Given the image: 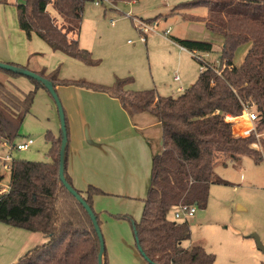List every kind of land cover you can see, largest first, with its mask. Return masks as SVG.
<instances>
[{
	"label": "trees",
	"instance_id": "1",
	"mask_svg": "<svg viewBox=\"0 0 264 264\" xmlns=\"http://www.w3.org/2000/svg\"><path fill=\"white\" fill-rule=\"evenodd\" d=\"M96 1L116 7L119 3L140 0H19L18 3L17 0H0V3L15 4L19 28L27 37L35 34L52 52L94 67L98 63L91 53L81 49L78 40L69 36L78 37L84 7ZM199 10H204L205 15H198ZM172 16L202 22L207 32L222 39L220 65L214 67L198 56V53L211 52L212 43L168 37L190 53L202 68L195 83L177 97H160L154 90L127 89L131 78L117 79L111 87H105L60 80L57 71L46 73L43 70L36 74L50 81L54 88L73 86L106 93L116 99L129 116L146 113L158 120L162 150L152 159L141 218L138 222L128 215L114 218L130 223L135 246L146 264H213L214 256L203 248L183 246L190 239V229L187 221H174L172 213L179 204L206 208L210 185L226 184L215 178L214 169L220 156L230 160L250 157L256 163L262 159L257 150L248 146L255 140L254 134L248 138L234 137L232 121L229 118V122L228 117L238 118L244 108H249L258 118L256 132H264V0H192L177 4L166 15L159 14L144 21L150 24ZM244 45H250V48L243 62L234 66L235 53ZM0 72L11 78L20 76ZM29 80L34 89L27 93L0 80V146L15 142L37 90L47 91L40 83ZM65 126L64 177L72 186L67 173L66 118ZM57 137L51 132L45 135L50 144L48 161L12 159L9 163L8 191L0 195V222L30 233H40L46 239L15 264H98L99 241L92 222L59 181L61 131ZM76 192L92 209L100 227L92 198L104 193L94 187H88L85 196ZM102 261L108 264L105 248Z\"/></svg>",
	"mask_w": 264,
	"mask_h": 264
},
{
	"label": "rangeland",
	"instance_id": "2",
	"mask_svg": "<svg viewBox=\"0 0 264 264\" xmlns=\"http://www.w3.org/2000/svg\"><path fill=\"white\" fill-rule=\"evenodd\" d=\"M189 1L192 0H140L134 4L119 3L116 7L110 6L106 2L99 6L94 3H87L84 7L80 36L82 35V43L92 45L93 52L88 49L84 50L91 53L92 59L97 61L98 65L89 67L70 60L64 64H58L54 71H57L60 80L66 79L72 82H86L100 86L105 85L97 84L92 80L99 79L95 77L103 76L109 82L105 87H111L117 79L131 78L132 82L128 86L132 91L154 90L161 97H176L179 94L177 91L180 87L186 89L195 83L199 75L200 65L189 53L182 52L175 45L167 42V37L163 33L170 29V35L173 37L180 39H194L197 37L195 40L212 43L211 52L198 53V56L201 57V61L214 67L220 65L218 48L222 44L221 37L209 33L205 29L196 31L201 35L195 36L196 33L193 32L195 31L193 27L199 26L201 28L202 22L191 24L192 21H184L179 16H172L167 19L168 21L161 19L160 24L159 19L150 22V25L157 23L155 26L156 32L147 34L145 44L140 41V33L132 18H140L142 21L148 18L153 19L158 14L169 13L177 4ZM18 2L19 0H17ZM0 11L9 17L16 13L18 23L14 3H0ZM49 11L56 20L60 21V18L51 11V8H49ZM204 12V10H199L198 15L203 16L205 15ZM110 20L114 22L113 25ZM3 22L6 23L7 21ZM0 32V39L7 41V36L3 35L2 29H0ZM71 37L74 38V34H71ZM24 38L27 42L30 40L26 34ZM245 47L246 45L240 47L235 53L234 60L236 64L240 63L239 58ZM247 47H250V45H247ZM28 60L26 59L24 66H20L27 67L29 65L30 68L27 67V69L30 70L34 60L33 57ZM176 77L178 80L175 81ZM0 80L7 83V85L12 84L23 93L34 89L31 81L23 76L11 78L0 72ZM56 93L62 108L66 107L68 104L67 94L70 96V91L57 90ZM250 112L255 114L252 110ZM144 118L152 120L150 116ZM133 120L136 123L146 121L145 119L140 121L136 117ZM241 120H243V129L249 127L246 117L241 118ZM231 123L233 136L242 138L240 130L239 132L234 131L235 125L241 122L233 120ZM47 132H51L54 137H59V116L54 100L47 91L39 89L34 96L29 114L25 116L22 122L19 137L13 145L25 142L28 139H32L34 143L24 152L12 150L10 152L11 159L33 162L48 161L47 154L50 144L45 140ZM137 133L140 135L139 132ZM151 133L154 138L157 137L154 131ZM253 134L254 138L257 135L261 138L259 140L261 146L257 150L262 157L261 161L256 163L250 157L230 160L225 156H220L214 169L215 178L226 182V184H211L206 208L203 210L196 208L194 216L187 220L190 239L184 242L183 246L188 248L187 246L192 242V245H194L192 247L203 248L208 254L214 256L215 261L213 264H264V251L258 248V243L264 248V132H256L254 124ZM158 137L161 141L160 133H158ZM125 140L121 143V146L128 150L131 155L126 153L123 158H125L127 166L133 164L126 169L127 176L131 178L133 175H139L141 179H145L151 171V165L150 163H143L138 139L126 138ZM256 141L255 138L253 142H249V148ZM160 147H162L161 143ZM8 154V148L2 144L0 146V195L8 191L10 173L9 170L3 168V158ZM149 178L150 176L148 180ZM112 198L111 201L105 198L103 205H107L106 209L111 208L113 201H116V197ZM123 204H126L125 211H128V216L138 222L142 214V212L141 214L139 212L141 201L135 199L126 201ZM108 211L116 213L118 210L113 208V211H110V209ZM114 216L117 215H109L107 217L110 219L107 223L108 226L106 227L103 224L101 227L106 255L110 250V242L113 239L112 234H117L120 231L119 229L132 244L134 243L133 247L138 252L130 223L127 220H117ZM118 223H121L122 227ZM12 232H19L20 235H14ZM23 234H27V231L0 222V264H15L14 261L19 260L30 249L46 242L43 235L32 234V240L30 239L29 242L23 245ZM33 237L39 239L35 241ZM20 247H22L21 250Z\"/></svg>",
	"mask_w": 264,
	"mask_h": 264
},
{
	"label": "crops",
	"instance_id": "3",
	"mask_svg": "<svg viewBox=\"0 0 264 264\" xmlns=\"http://www.w3.org/2000/svg\"><path fill=\"white\" fill-rule=\"evenodd\" d=\"M132 4H134V2ZM167 13L168 12L163 13L162 15H166ZM4 15L5 13L0 11V29L3 30V35L7 36V41L0 39V61H2V63L7 62V64L14 63L16 65L19 64V66H24L26 64V59L30 60L33 57L34 61L32 69L29 71L38 73L45 70L46 73H51L58 64H64L65 62L72 60L61 53L52 52L51 49L35 34H31L30 40L27 42L24 38V32L20 30L19 24L16 21V13H14L12 17ZM161 19L168 21V18H160L159 24L162 21ZM3 21L7 22L4 23ZM190 23L193 24L199 22ZM201 24V28H199V26H192L193 30H195L193 32L196 33L195 36L201 35L196 31L205 29L204 24ZM80 32L81 25L78 37L74 36V38H72L71 35L69 37L71 39H77L82 49H88L93 52L92 45L82 43V35L80 36ZM170 36L171 35L168 37ZM168 37L167 42L175 45L180 51L188 53L178 45L176 46V44L171 42ZM194 39H197V37ZM249 48L250 47H247L246 45L240 55V63L236 64L234 60V66H239L243 62ZM218 50L220 52L221 46ZM27 67L30 68L29 65H27ZM63 77L66 78L65 76ZM95 78H99L97 80H92L93 82H97V84L107 86V83H109L103 76ZM129 87L130 86H127L126 88L130 89ZM55 89L56 91H70V96L67 94L68 104L63 108L68 125L67 173L72 186L75 190L81 192L82 196H85L88 187H94L106 195H103V197L95 196L92 198V207L94 212L98 214L100 230L103 224H105L106 227L108 226L107 223L110 219L107 217L109 215H128V211H125L126 204H123L126 203V201H132L135 199L141 201L139 210L141 214L143 210V200L146 197L149 187L150 178L148 180V177L150 176L151 171H149L145 179H141L139 175H133V177L129 178L126 174V169L133 164L127 166L123 155L126 153L129 155L131 154L121 146V143L126 141V138L138 139L142 153L141 159H143L144 164L150 163L151 165L153 157L162 150V147H160L162 141H160L158 137V133L161 134V126L158 120L146 113L129 116L120 107V104L116 99L110 98L104 93H97L92 90L73 86H58ZM184 91L185 89L180 87L177 91L179 93L177 96ZM147 116L152 117V120L144 118ZM135 117L140 121H142L141 119H145L146 121L136 123L133 120ZM241 117L243 118V116ZM241 117L236 119L228 117V120L230 118L232 122L233 120L241 122L235 125L234 131L237 127H239L240 131L244 128ZM136 131L139 132L140 135H138ZM152 131L157 134L156 138L151 135ZM115 189L117 190L113 192ZM112 197H116V201H113V205H111V208L109 209L110 211H113V208H115L118 210L116 213L109 212V209H106L107 205H103L105 198H108L107 200L111 201L113 199ZM121 206L122 208H120ZM118 225L122 227L121 223H118ZM119 230L120 231L117 234H112L113 239L112 242H110V250L107 255L108 264H146L134 249V243L132 244L127 236L125 237L122 233L121 229ZM29 233L30 232H27V234L22 235V239H24V242L22 243L23 245L29 242L30 239L32 240V234H40ZM12 234L20 235L19 232H12ZM38 239V237H33V240L35 241ZM192 246L194 245L190 242L187 247L190 248ZM22 247H20V250ZM17 260L14 262H17Z\"/></svg>",
	"mask_w": 264,
	"mask_h": 264
},
{
	"label": "water",
	"instance_id": "4",
	"mask_svg": "<svg viewBox=\"0 0 264 264\" xmlns=\"http://www.w3.org/2000/svg\"><path fill=\"white\" fill-rule=\"evenodd\" d=\"M0 70L5 71V72H10L13 74H18L20 76L26 77L28 79L34 80L41 85L48 91L49 95L51 98L54 100L59 116V122H60V131H61V147H60V152H59V181L60 183L64 186V188L67 190V192L72 195L75 200L83 207L87 215L89 216L93 228L95 230V233L97 235L98 241H99V253H98V264H103L102 257H103V252H104V239L100 230V227L97 224L96 217L92 211V209L86 204V202L83 200V198L76 192V190L70 186L64 177V153H65V147L67 144V133H66V126H65V114L64 110L58 100L56 89L54 88L53 84L42 78L41 76L37 75L34 72L24 70V69H19L16 66L7 64V63H2L0 62ZM258 248L262 251H264V248L258 243Z\"/></svg>",
	"mask_w": 264,
	"mask_h": 264
},
{
	"label": "built area",
	"instance_id": "5",
	"mask_svg": "<svg viewBox=\"0 0 264 264\" xmlns=\"http://www.w3.org/2000/svg\"><path fill=\"white\" fill-rule=\"evenodd\" d=\"M95 5L99 6V2L96 1L94 3ZM133 23L136 25V28L138 30V32L140 33V41L142 43L146 42V37L147 34L149 32L155 33L156 32V24L154 25H150L149 23L142 21L140 19H136L135 17L132 18ZM110 23L113 25L114 22L111 20ZM163 35L165 37H168L170 35V29H167ZM200 70H202V68H200ZM175 80H178V78L176 77ZM246 113L248 116V120L250 122V126L251 127H247L245 129L241 130L240 135L242 136V138H248L250 137L253 133H254V124L257 122V116L255 114H253L252 112H250L249 108H244L243 114ZM256 142L252 143L250 145L251 148H253L254 150H259V147L261 146L259 140L261 139L259 135H257L256 137ZM34 143V141L32 139H28L25 142H19V143H15L14 145H10L8 143H4L3 146L8 148L9 150V154L6 155L5 158H3V168L5 170H9V163L11 162V153L12 150H15L17 152H24L26 150H28L29 146L32 145ZM11 146V147H10ZM5 193V192H3ZM196 213V206L192 205V206H186V205H182L179 204L173 211L172 213V219L174 221L177 222H186L189 218H192L194 216V214Z\"/></svg>",
	"mask_w": 264,
	"mask_h": 264
},
{
	"label": "bare ground",
	"instance_id": "6",
	"mask_svg": "<svg viewBox=\"0 0 264 264\" xmlns=\"http://www.w3.org/2000/svg\"><path fill=\"white\" fill-rule=\"evenodd\" d=\"M242 116H245L247 118V120H248V116H247L246 113H244ZM248 122H249V120H248ZM249 127H250V122H249Z\"/></svg>",
	"mask_w": 264,
	"mask_h": 264
}]
</instances>
